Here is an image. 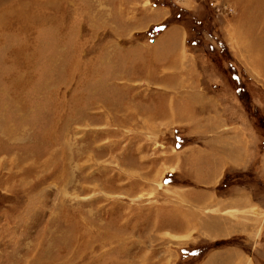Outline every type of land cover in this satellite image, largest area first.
<instances>
[{"label": "rangeland", "instance_id": "1", "mask_svg": "<svg viewBox=\"0 0 264 264\" xmlns=\"http://www.w3.org/2000/svg\"><path fill=\"white\" fill-rule=\"evenodd\" d=\"M184 1L0 0V264H193L227 244L159 229L193 140L175 99L209 90L264 136V0ZM162 7L189 30L188 71L151 47ZM182 73L199 89L161 84Z\"/></svg>", "mask_w": 264, "mask_h": 264}, {"label": "crops", "instance_id": "2", "mask_svg": "<svg viewBox=\"0 0 264 264\" xmlns=\"http://www.w3.org/2000/svg\"><path fill=\"white\" fill-rule=\"evenodd\" d=\"M184 4L195 6L193 0ZM171 13L169 7L154 11L150 21L163 18L168 26L156 34L151 47L166 61L164 69L185 72L197 63L185 52L188 28L171 21ZM161 84L195 90L202 81L182 73V78ZM175 100L183 110L181 114L175 110L174 121L181 119L182 124L190 125L193 140L172 153L170 169L181 181L164 189L174 210L166 218L162 213L159 229L170 232L174 242L184 235L190 236L192 243L195 239L228 241L205 251L193 264H258L264 251V149L260 146L264 136L255 133L251 121L235 120L224 109L216 110L217 96L209 90L184 93ZM229 174L234 178L223 193L221 185ZM241 175L246 180H240Z\"/></svg>", "mask_w": 264, "mask_h": 264}, {"label": "bare ground", "instance_id": "3", "mask_svg": "<svg viewBox=\"0 0 264 264\" xmlns=\"http://www.w3.org/2000/svg\"><path fill=\"white\" fill-rule=\"evenodd\" d=\"M240 34H241V32H240ZM241 39H242V42L240 43V45H243V44H246V40L245 39H243L242 37H241ZM247 45V44H246ZM258 46V45H257ZM260 49H257L256 50V53H255V56H256V63L254 64L255 66L254 67H256V65H258V68H263V66L264 65H262V64H260L259 62H261L262 61V59L264 58V51H262V48H261V46L259 47ZM249 49V48H248ZM254 55V54H253ZM260 57V58H259ZM257 58H258V60H257ZM261 59V60H260ZM260 60V61H259ZM263 64H264V59H263Z\"/></svg>", "mask_w": 264, "mask_h": 264}]
</instances>
